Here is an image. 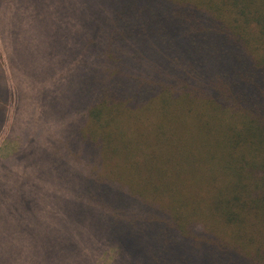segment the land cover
Returning <instances> with one entry per match:
<instances>
[{"label":"trees","instance_id":"obj_1","mask_svg":"<svg viewBox=\"0 0 264 264\" xmlns=\"http://www.w3.org/2000/svg\"><path fill=\"white\" fill-rule=\"evenodd\" d=\"M93 1L97 37L67 53L69 132L98 210L82 232L107 240L70 257L93 264L110 248L113 264H264V0ZM12 23L18 43L26 31ZM5 45L24 83V52ZM6 86L1 73L0 132Z\"/></svg>","mask_w":264,"mask_h":264},{"label":"rangeland","instance_id":"obj_2","mask_svg":"<svg viewBox=\"0 0 264 264\" xmlns=\"http://www.w3.org/2000/svg\"><path fill=\"white\" fill-rule=\"evenodd\" d=\"M2 2L0 74L7 79L9 95L7 119L0 132V255L17 264H91L86 257H70L93 251L90 238L106 241L107 237L102 231L90 238L82 232L89 229L88 220V227L83 226L85 216L94 218L98 210L88 207L87 192L80 182L87 164L82 160L80 171L79 163L73 164L69 130L75 84L69 70L72 56L67 53L85 52L87 40L91 35L97 37L101 23L91 20L92 13L99 12L97 4L93 0ZM13 21L26 31L19 36V44L10 32ZM5 43L14 55L20 54V47L24 52L28 63L17 72L25 84L14 77ZM49 48L53 49L52 63L42 68L45 55L41 51L47 54ZM15 62L18 65L14 56ZM116 257L107 248L93 264H113ZM0 264L6 263L0 260Z\"/></svg>","mask_w":264,"mask_h":264}]
</instances>
